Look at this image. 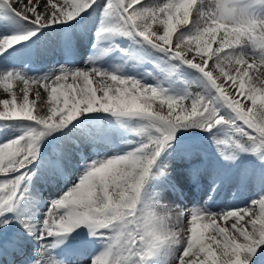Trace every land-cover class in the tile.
Returning <instances> with one entry per match:
<instances>
[{
  "label": "snow or ice",
  "instance_id": "6c2138e0",
  "mask_svg": "<svg viewBox=\"0 0 264 264\" xmlns=\"http://www.w3.org/2000/svg\"><path fill=\"white\" fill-rule=\"evenodd\" d=\"M0 88V264H264V0H0Z\"/></svg>",
  "mask_w": 264,
  "mask_h": 264
},
{
  "label": "bare ground",
  "instance_id": "6f19581e",
  "mask_svg": "<svg viewBox=\"0 0 264 264\" xmlns=\"http://www.w3.org/2000/svg\"><path fill=\"white\" fill-rule=\"evenodd\" d=\"M89 27L87 22L82 23L77 27L76 32L73 34V42L71 45V48L69 50H65L62 47H57L54 43L49 45L48 52L46 55H43L36 59L34 63L31 65V73L33 75L42 74L48 71L49 68L56 67L58 68L60 64H64L68 62L66 66L69 67H85L84 61L88 59L89 56L93 54V47L92 42L94 41V37L91 33V27L93 19H89ZM86 33V34H84ZM49 35L54 36L51 38V40L48 41H55L56 36L55 33H49ZM50 39V37H47ZM65 52L70 53L69 58L61 57L62 54ZM70 59V60H69ZM110 59V57L102 56L100 57V63L104 64L106 66L107 61ZM22 84H15L14 90H16L19 93V89L22 88ZM35 88V86H33ZM3 89L0 88V99L8 98L5 95L2 94ZM99 94V93H98ZM2 107V106H0ZM175 167L177 168V175L180 177H183V173L180 171L181 168L184 167L183 164H181L179 161L176 163ZM183 184L182 192L184 193L183 198L181 199L179 196L169 193V199L174 200L176 203L180 204L182 207L186 208H192V207H198L202 206L200 204H203L204 201L208 198L207 197V191L198 189L194 184L182 180ZM207 181L202 180V184H206ZM66 183L64 181H60L59 184L54 186H49L44 189V195L46 196V199H51L55 196H57L60 191L62 190L61 187H66ZM257 189H248L244 192L238 194V198L236 199L235 203L239 204L240 206H243V204L251 199L256 198ZM233 200V189L231 188H225L223 191L219 193L218 196V202L221 203V206L224 203H227L228 201Z\"/></svg>",
  "mask_w": 264,
  "mask_h": 264
},
{
  "label": "rangeland",
  "instance_id": "374dc122",
  "mask_svg": "<svg viewBox=\"0 0 264 264\" xmlns=\"http://www.w3.org/2000/svg\"><path fill=\"white\" fill-rule=\"evenodd\" d=\"M87 24H88V27H89V22H87ZM154 27H155V25H154ZM90 29L92 30L91 33H92V36L94 37V35H93V33H94V26H92ZM47 37H50V39H48ZM47 37H46V40H51V38L54 37V36H51V35L48 34ZM69 56H70V53H68V52H65L64 54L61 55V57H66L67 59L69 58ZM201 135L202 134L199 133V132H192V136L191 137H186V139H192L193 137H199Z\"/></svg>",
  "mask_w": 264,
  "mask_h": 264
},
{
  "label": "trees",
  "instance_id": "16d2710c",
  "mask_svg": "<svg viewBox=\"0 0 264 264\" xmlns=\"http://www.w3.org/2000/svg\"><path fill=\"white\" fill-rule=\"evenodd\" d=\"M192 132H197L196 130H192Z\"/></svg>",
  "mask_w": 264,
  "mask_h": 264
}]
</instances>
